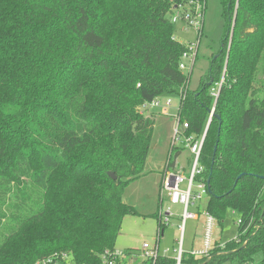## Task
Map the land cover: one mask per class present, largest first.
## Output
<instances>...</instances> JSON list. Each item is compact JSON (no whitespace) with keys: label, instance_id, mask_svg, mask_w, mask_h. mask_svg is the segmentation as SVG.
Segmentation results:
<instances>
[{"label":"trees","instance_id":"trees-1","mask_svg":"<svg viewBox=\"0 0 264 264\" xmlns=\"http://www.w3.org/2000/svg\"><path fill=\"white\" fill-rule=\"evenodd\" d=\"M189 2L0 0V264H101L137 214L124 191L144 175L157 121L146 105L174 96L182 135L203 139L207 211L242 221L209 264H264V0H220L221 46L196 90L171 21Z\"/></svg>","mask_w":264,"mask_h":264},{"label":"rangeland","instance_id":"rangeland-1","mask_svg":"<svg viewBox=\"0 0 264 264\" xmlns=\"http://www.w3.org/2000/svg\"><path fill=\"white\" fill-rule=\"evenodd\" d=\"M224 33L223 9L220 0H206L204 10V24L202 36L193 28H189L183 23L176 25L177 40L188 47H197V59L190 74L189 89L196 90L200 79L208 73L210 61L221 46ZM190 67L187 60L185 62ZM168 98L160 99V106L146 109L145 114L154 113L157 121L154 128L151 147L146 159L144 175L131 182L124 191V201L130 205L136 215L127 216L123 222L120 235L117 239L115 248L122 251H130L140 255L144 243H154V238L158 231V218L161 210L164 213L172 214L171 224L164 230V235L160 241V252L168 257L176 255L175 249L178 248L180 234L178 228L182 223L183 207L172 205L169 193L162 187L166 177V163L175 137V129L178 123L177 114L180 106V98L170 97L171 107L166 108L165 102ZM183 126L179 133H183ZM182 135L181 140L174 144L176 148L182 150L180 156L176 158V172L188 177L193 164V154L186 146ZM187 181L181 184V189L185 191ZM162 199V205H161ZM208 197L190 207L193 214L204 213L207 209ZM240 215L233 211H228L222 223L218 227L223 245L233 242L238 238V223ZM202 218L199 220L189 219L186 221L184 234V248L186 251L200 249L203 241ZM263 255H257V261ZM135 264H146L143 259H138Z\"/></svg>","mask_w":264,"mask_h":264},{"label":"built area","instance_id":"built-area-1","mask_svg":"<svg viewBox=\"0 0 264 264\" xmlns=\"http://www.w3.org/2000/svg\"><path fill=\"white\" fill-rule=\"evenodd\" d=\"M206 3L201 0H190L187 5H176L173 10L174 13L171 17V21L174 25L183 23L189 28H193L202 36V29L204 24V10ZM197 59V47H188V51L184 53L180 69L184 73L186 71L192 72L195 61ZM189 61L190 67L188 68L186 61ZM187 74V73H185ZM172 100L169 98L165 102V107H171ZM160 106V99H156L153 102L146 105V108H156ZM178 123L175 129V142L181 140L182 134L179 133V129L183 126V129L188 128L187 123L180 124L177 116ZM185 144L190 148L193 154V164L188 177H184L179 173L168 172L163 183V188L169 193L170 202L172 205H179L183 207V215L181 217L182 223L180 224L178 231L180 234V240L178 241V248L175 249L176 255L168 257L164 253L160 252V241L164 235V230L171 224V218L173 217L170 212L164 213L160 211L158 215V231L154 238V243H144L142 253L140 255L134 254L130 251H122L113 249L106 251L101 256V264H135L138 259H143L146 264H156L161 257L170 258L174 261V264H188L186 260L189 257L201 259V263L209 264L212 259L214 250H218V253H223L227 244L223 245L220 241L221 237L218 235V220L211 215L207 209L204 213L193 214L190 212V207L200 203L204 197H208L207 183L195 181V178L202 174L203 168L199 165L200 154L203 145V139L199 142H194L193 138H184ZM187 181V188L185 191L181 189V184ZM202 218L203 228V241L200 249L186 251L184 248V234L186 221L189 219L199 220ZM240 219L238 227L241 225ZM234 241H238V238ZM33 264H75L72 256L68 253L53 254L41 260L34 262ZM193 264V263H191ZM256 264V263H252Z\"/></svg>","mask_w":264,"mask_h":264},{"label":"water","instance_id":"water-1","mask_svg":"<svg viewBox=\"0 0 264 264\" xmlns=\"http://www.w3.org/2000/svg\"><path fill=\"white\" fill-rule=\"evenodd\" d=\"M216 148H217V147H216ZM215 150H216V149H215ZM108 175H109V177H110L111 179L116 180V176H115L114 173L110 172V173H108ZM208 184H209V180H208Z\"/></svg>","mask_w":264,"mask_h":264}]
</instances>
